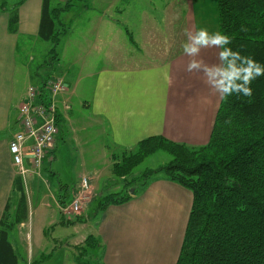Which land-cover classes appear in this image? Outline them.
I'll use <instances>...</instances> for the list:
<instances>
[{
	"label": "crops",
	"instance_id": "1",
	"mask_svg": "<svg viewBox=\"0 0 264 264\" xmlns=\"http://www.w3.org/2000/svg\"><path fill=\"white\" fill-rule=\"evenodd\" d=\"M17 1L0 0V219L4 213L15 211L20 194L15 180L20 177L28 214L16 226L18 231L29 223V199L34 191L43 186L45 199L52 196L59 208L63 203L56 200L55 194L63 185L52 184L54 171L49 165L58 149L57 137L38 171H33L26 154L24 165L29 171L21 176L9 153V141L20 130L18 109L26 94L20 92L24 71H17L18 60L28 56L32 62L29 55L36 49V40H43L39 37L43 0L22 2L17 7L16 31L8 30L10 12ZM146 2L87 0L84 6L67 11L64 19L62 15L59 18L61 22L68 21L69 29L73 27L74 38L72 60L59 71L66 85L61 101L69 109L59 115L65 118L70 100L74 95L81 97L90 120L85 129L91 136L88 142L101 147L104 167L81 173L73 184L74 197L83 176L88 177L96 197L101 176L108 170L113 172V165L147 137L162 136L190 146L209 141L219 100L202 73L186 69L191 59L208 65L218 63L219 49L204 48L190 57L183 53L182 43L187 38L186 31H194L202 24L218 30L217 17L215 21L210 12L204 18L208 12L206 0H159L162 6L151 0L149 11L145 9ZM49 3V10L60 7H53L51 0ZM55 25L58 28L57 22ZM78 30L80 35L76 36ZM56 54L55 67L62 53ZM94 65L96 69L89 70ZM110 180L107 174L102 184L107 189ZM124 188L113 181L104 193H117ZM129 195L127 201L110 204L99 214L93 236L100 241L101 253L100 260L93 264H175L192 205L191 191L156 174L134 187ZM10 243L13 246L11 240ZM74 245L54 249L40 264H79ZM30 250L31 244L26 264L33 259Z\"/></svg>",
	"mask_w": 264,
	"mask_h": 264
},
{
	"label": "trees",
	"instance_id": "2",
	"mask_svg": "<svg viewBox=\"0 0 264 264\" xmlns=\"http://www.w3.org/2000/svg\"><path fill=\"white\" fill-rule=\"evenodd\" d=\"M24 1L18 0L10 12V32L16 31L17 7ZM86 1L65 0L61 7L49 10V0H43L39 37L52 46L47 53L48 62L40 64L45 65L43 70L48 69L40 77L42 86L49 71L55 69L57 46L65 34V29L62 31L55 25L56 22L63 25L60 13L77 3L84 6ZM216 17L218 30L235 36L233 47L242 48L244 54L264 62V0H216ZM242 26L247 31H241ZM40 70L34 75L40 76ZM253 89L252 98H231L218 107L206 144L190 146L151 136L138 142L112 167L114 173L124 176L158 149L172 156L168 163L145 173L139 183H144L147 176L163 173L168 180L192 193L190 214L175 264H264V77L253 82ZM57 118L59 125L62 118L59 114ZM134 181L132 178L125 183L122 191L101 197L93 218L110 204L127 201L128 186ZM15 184L20 192L15 211L4 213L0 219V263L17 264L18 254L8 235L28 214L20 177ZM97 249L101 253L100 241L88 235L83 244L75 247L76 262L93 264L84 260L89 252L100 260V253H95ZM51 254H43L29 264L41 263Z\"/></svg>",
	"mask_w": 264,
	"mask_h": 264
},
{
	"label": "rangeland",
	"instance_id": "3",
	"mask_svg": "<svg viewBox=\"0 0 264 264\" xmlns=\"http://www.w3.org/2000/svg\"><path fill=\"white\" fill-rule=\"evenodd\" d=\"M51 1L53 7L57 4H60L58 6L61 7L65 3V0ZM150 2L151 0H147L145 4V9L148 11L152 8ZM155 4L156 6H162L159 0H156ZM205 5L208 8V12H206L204 18H207L211 12L213 13L214 19L216 21V0H206ZM78 6L79 3L74 6V10H76ZM70 11L72 10H69V12ZM69 12H61L59 17L62 15V18L64 19V16ZM200 20L201 18H198L199 22ZM62 23V26L57 24L58 28H62V31L65 29V33H68L64 39L60 38L59 44L57 46V53H62L59 65H56L55 67V71L58 74L54 71H49V76L59 75L60 69L67 65V63L69 65L70 61L72 60L73 47L71 51V43L74 38H71V36L73 33V27L69 29L70 25L68 24L67 20H62ZM76 34V36L80 35L79 30ZM36 42L38 43L36 44V49L33 52V55L28 54L29 58L31 56L33 57L32 62L28 61V56L24 58L25 60H18L17 71L19 68L24 71V77L21 78V81L19 82L20 92L24 91V93H26L28 85L32 84L33 82L35 84L36 81H38L37 84L41 85L40 77L43 76L42 74L48 70H43L45 65L40 64L48 62L50 55L47 53L50 50L52 44L41 39L36 40ZM92 59L93 58H89V60ZM38 66L41 69L40 76L37 74L34 75L35 71L39 69ZM95 69L96 65L92 66L89 70ZM17 75L18 73L16 74V78ZM59 100L61 101V98ZM83 102L84 101L81 99V97H76V95H74V98L70 100L69 105L71 111L69 110L67 115L65 114V118L59 121L57 133V141L59 143L58 149L55 154L53 153L54 159L51 160L49 164L50 167L52 165L51 168L54 171L51 178L52 184L54 185L61 183L63 185L62 187L58 188V195L55 194L56 200L63 201V204L65 205H69L73 201V188H75L73 184H75L78 176L81 173L87 174L93 172L92 170L94 168L97 170L99 167L104 168L101 161L102 151L99 149L101 147L99 145L91 146L88 142L90 141L91 136L89 135V131L85 129L89 127L90 120L88 111L86 110ZM171 158L172 156L170 153L163 149H158L154 153L146 156L132 169L131 173L128 175L121 176L111 172V170H108V172L103 174L99 180V188L96 192L97 198L93 195V189H90L91 191L89 190L88 192L84 193L86 198L81 203L79 212H71L66 216L61 214L59 208L56 205V201H54L52 196L49 195V197L45 199L43 193L45 189L43 186H41V189L35 190L34 196L29 195V223L18 231V227H15L9 232L11 238L10 240L13 246H15V250L19 257L18 264H26V258L27 254L29 253L30 244L32 250V260L34 261H37L42 254H48L54 251V249L57 250L60 247H68L70 244H76L74 245L75 251V247L83 244L85 238L88 235H93V233H95L94 228L96 226L98 217L93 218L94 212L98 208L101 197L108 195L104 192L111 188L113 181H115L119 186L124 187L126 185L125 183L130 182L132 178L133 181L136 180L129 184V186L132 185L128 190L130 193L131 190H134L133 187H137L138 184H140L139 182L142 181L141 179H143L145 173H150L152 170L158 169L160 166L168 163ZM44 161L45 158L43 159V162ZM107 174L111 176L110 187L108 189L102 185L106 182ZM161 175H163V173L157 174V176ZM120 177L124 178V180H122ZM146 178H148V176ZM75 195H78V193ZM15 236L16 238L13 241V237ZM70 248L72 249L73 247L71 246ZM97 252L100 253V249L95 250L96 254ZM96 258L93 257L89 252V254L84 257V260L87 262H94L98 261ZM30 262L31 261H29V263Z\"/></svg>",
	"mask_w": 264,
	"mask_h": 264
},
{
	"label": "built area",
	"instance_id": "4",
	"mask_svg": "<svg viewBox=\"0 0 264 264\" xmlns=\"http://www.w3.org/2000/svg\"><path fill=\"white\" fill-rule=\"evenodd\" d=\"M65 91L66 85L60 75L49 76L43 86L34 83L28 85L24 101L18 109L20 130L8 144L13 164L21 176L29 171L24 165L26 154L30 156L33 171H38L43 159L51 152L58 133L57 116L61 111L69 109L64 101L59 100ZM89 190L88 177H81L78 195L69 205L59 206L61 214L66 216L71 212H79L86 198L84 193Z\"/></svg>",
	"mask_w": 264,
	"mask_h": 264
},
{
	"label": "clouds",
	"instance_id": "5",
	"mask_svg": "<svg viewBox=\"0 0 264 264\" xmlns=\"http://www.w3.org/2000/svg\"><path fill=\"white\" fill-rule=\"evenodd\" d=\"M241 31L247 29L242 26ZM186 37L182 49L187 56L195 57L204 48L219 49L218 63L208 65L202 60L191 59L186 69L203 74L205 82L219 100L218 107L227 104L231 98L253 97V82L264 77V62L244 54L242 48L233 47L234 35L222 30H210L209 26L202 24L194 31H186Z\"/></svg>",
	"mask_w": 264,
	"mask_h": 264
},
{
	"label": "water",
	"instance_id": "6",
	"mask_svg": "<svg viewBox=\"0 0 264 264\" xmlns=\"http://www.w3.org/2000/svg\"><path fill=\"white\" fill-rule=\"evenodd\" d=\"M134 190H132V192H133Z\"/></svg>",
	"mask_w": 264,
	"mask_h": 264
}]
</instances>
